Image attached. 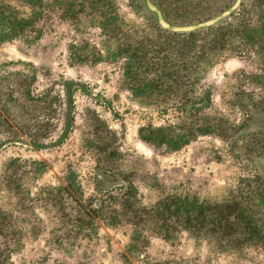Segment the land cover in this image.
<instances>
[{
    "label": "rangeland",
    "instance_id": "rangeland-1",
    "mask_svg": "<svg viewBox=\"0 0 264 264\" xmlns=\"http://www.w3.org/2000/svg\"><path fill=\"white\" fill-rule=\"evenodd\" d=\"M232 1L96 0L72 20L76 0H0L36 30L0 41V264H264V0L213 30L162 28ZM124 177L137 205L233 196L262 226L230 249L212 225L89 217Z\"/></svg>",
    "mask_w": 264,
    "mask_h": 264
},
{
    "label": "trees",
    "instance_id": "trees-1",
    "mask_svg": "<svg viewBox=\"0 0 264 264\" xmlns=\"http://www.w3.org/2000/svg\"><path fill=\"white\" fill-rule=\"evenodd\" d=\"M245 1L249 0H233L230 5L226 6L221 13L212 19H205L186 27H178L163 22L162 28L177 34L187 33L191 35L203 30H213L215 26L218 24L222 25L227 18L231 17ZM75 3V7L71 5L66 9L68 13L65 17L72 20L83 12L85 7L93 8L96 0H76ZM18 10L16 7H11V10L7 11L0 5V41L18 38L27 30L36 31L32 26L33 22L26 19L22 14L23 12ZM5 12L12 14L13 18H8ZM99 12V16L103 20L102 27H108L110 31H113L111 29L113 28V26L111 27L113 22L102 15V11ZM219 21L224 22L219 23ZM229 26L231 27V24ZM223 30L221 28L219 31ZM229 37H231L230 34H228ZM99 168L109 173L113 172L115 176L120 175L114 167L105 166ZM124 182L130 185L127 189H125L124 185L110 189L107 192L106 203L104 201H93L89 205L90 208L86 214L89 216L99 213L103 209V204H105L110 212L108 217L110 221L132 223L140 231L148 229L153 233H161L162 230H166L165 233L172 230V233H174V229L178 230L179 227L195 230H204L205 228L207 230V227L212 225L213 228H218L217 239L228 245L230 249H235V247L239 246H250L252 241L256 239H251L252 237L250 236H252L256 228L262 226L255 215L252 214L253 209L251 208L259 207L256 203L245 202L243 204V201H238L233 196L231 199L224 201L207 203L206 201H190L187 198L172 195L158 199L152 205L141 204L140 206V204H136V187L133 184V180H127L124 177ZM115 191H118L116 195L114 194ZM263 200L264 198L257 203H263ZM117 203H119L120 208L116 211L115 205Z\"/></svg>",
    "mask_w": 264,
    "mask_h": 264
}]
</instances>
